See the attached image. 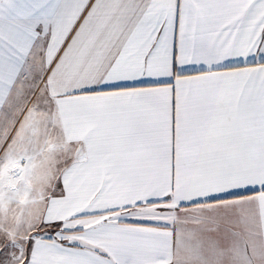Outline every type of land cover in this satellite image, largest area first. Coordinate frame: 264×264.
Masks as SVG:
<instances>
[{
    "label": "snow or ice",
    "instance_id": "1",
    "mask_svg": "<svg viewBox=\"0 0 264 264\" xmlns=\"http://www.w3.org/2000/svg\"><path fill=\"white\" fill-rule=\"evenodd\" d=\"M0 264H264V0H0Z\"/></svg>",
    "mask_w": 264,
    "mask_h": 264
}]
</instances>
